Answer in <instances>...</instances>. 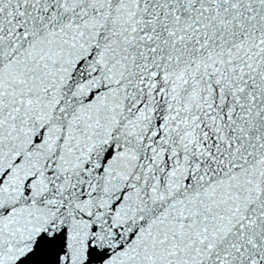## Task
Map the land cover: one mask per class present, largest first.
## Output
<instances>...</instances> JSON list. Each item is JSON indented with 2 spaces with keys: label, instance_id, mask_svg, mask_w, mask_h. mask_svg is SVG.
<instances>
[{
  "label": "snow or ice",
  "instance_id": "6c2138e0",
  "mask_svg": "<svg viewBox=\"0 0 264 264\" xmlns=\"http://www.w3.org/2000/svg\"><path fill=\"white\" fill-rule=\"evenodd\" d=\"M0 264H264V0H0Z\"/></svg>",
  "mask_w": 264,
  "mask_h": 264
}]
</instances>
